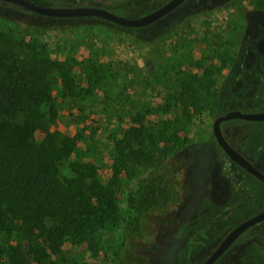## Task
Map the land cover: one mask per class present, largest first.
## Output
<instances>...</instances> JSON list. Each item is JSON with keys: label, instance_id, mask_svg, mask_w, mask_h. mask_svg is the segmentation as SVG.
I'll use <instances>...</instances> for the list:
<instances>
[{"label": "rangeland", "instance_id": "374dc122", "mask_svg": "<svg viewBox=\"0 0 264 264\" xmlns=\"http://www.w3.org/2000/svg\"><path fill=\"white\" fill-rule=\"evenodd\" d=\"M166 1L123 3L143 15ZM41 50L57 66L50 78L53 99L36 109L41 122L36 140L47 130L79 134L73 156L59 164L61 178L74 174L71 162L92 161L106 183L113 175L116 142L132 125H144L162 140L163 153L154 170L168 178L178 197L169 207L150 213L139 233L126 236L121 224L108 223L97 234L95 252L87 243H66L69 264H120L119 256L122 264H184L180 250L190 241L199 240L203 255L210 241L232 223L264 209V183L252 177L251 206L235 210L220 230L214 229L216 216L203 219L202 234L213 237L201 239L198 220L210 212L200 205L214 161L212 124L221 110H228L224 96L229 83H242L239 61L254 56L250 66L242 67V75L264 77V0H186L158 21L132 29L99 18L53 20L0 2V63L14 69ZM186 85L195 90L188 106L181 100ZM254 87L264 93L261 83ZM138 115L141 121H135ZM243 123L240 147L230 142L259 166L252 157L257 151L264 154V122ZM120 178L118 198L126 212L134 182L125 171ZM25 240L22 232L9 233L0 222V245L7 249ZM248 250L264 251V243L255 241Z\"/></svg>", "mask_w": 264, "mask_h": 264}, {"label": "trees", "instance_id": "16d2710c", "mask_svg": "<svg viewBox=\"0 0 264 264\" xmlns=\"http://www.w3.org/2000/svg\"><path fill=\"white\" fill-rule=\"evenodd\" d=\"M31 1L46 6H101L97 0ZM106 1L109 4L101 7L115 8L130 18L140 16L134 5L123 3L129 0ZM41 51L14 69L0 63V222L9 233L18 230L26 239L7 249L0 245V261H4L0 264H69L66 243H87L95 252L99 249L97 234L108 223L121 224L126 236L139 233L150 213L169 207L178 198L168 178L154 170L163 153L162 140L144 125H132L116 142L113 175L106 183L99 179V167L92 161L71 162L74 174L61 178L59 164L73 156L79 134L47 130L36 140L41 123L36 109L53 99L50 78L57 66ZM183 93L181 100L188 106L195 90L186 85ZM141 120L140 115L135 118ZM123 171L134 182L126 212L118 198Z\"/></svg>", "mask_w": 264, "mask_h": 264}, {"label": "flooded vegetation", "instance_id": "af4514ba", "mask_svg": "<svg viewBox=\"0 0 264 264\" xmlns=\"http://www.w3.org/2000/svg\"><path fill=\"white\" fill-rule=\"evenodd\" d=\"M264 52V51H263ZM248 58V59H247ZM254 56L246 57V59L239 61L240 62V75L238 78L241 79L240 86H234V83H229L226 94H225V104L228 110H221L215 119L220 115H224L233 110H240L242 112H261L264 111V93L258 91L254 87L255 83H261L264 88V77H251L246 76V78L242 75V67L246 64L248 66L251 65V61ZM246 86V87H245ZM245 87V88H243ZM264 92V89H262ZM260 93V94H259ZM262 94V95H261ZM237 102H236V101ZM245 107L248 110H242L237 108ZM225 109V108H224ZM214 122L212 124V134H211V150H210V160L212 161V170L210 172V183L207 184V189L205 190L204 198L202 200V207L207 206L210 207V211L207 214H202L198 220V228L201 230L203 241H210L213 237V234H209L205 236L202 234L203 232V224L204 220L213 219L215 216L218 221L215 230H220L221 225L227 223L230 219V215L237 209H243L245 207L251 206L252 202V177L257 178L262 183L264 181L258 178L256 175L248 171L243 166L239 165L236 161H234L229 154L223 149L222 145L218 142L215 134H214ZM243 122H264V120H249L243 118H233L225 120L221 123V128L225 139L229 142V144L235 148L230 142L233 141L237 146L240 147V138L245 133V123ZM238 152H240L237 148H235ZM241 153V152H240ZM242 154V153H241ZM243 155V154H242ZM244 156V155H243ZM247 158L246 156H244ZM253 160L259 165H254L248 158V160L264 174V154L260 152H256L255 156L252 157ZM228 202V208H222L224 203ZM206 204V205H204ZM226 206V207H227ZM228 209L229 215H225ZM226 210V211H225ZM264 209L253 213L246 219L241 220L240 222H234L230 226V228L225 229L218 243L216 242V238L214 241H210V247L206 248L203 251V255H201V247L199 246V240L190 241L188 245L185 246L181 251L182 256L185 255L186 258L183 259L184 264H204L207 259L213 255L221 242L225 239V237L238 225L242 222L258 215L263 212ZM220 220V221H219ZM251 230V231H250ZM197 233L199 230L196 231ZM220 233V231H218ZM216 235V234H215ZM214 235V236H215ZM249 235V236H248ZM251 235V236H250ZM264 219L256 224L247 228L244 232H242L237 239L230 245L229 248L224 250V252L212 263V264H264V251L263 250H248V246L251 243L258 241L259 243H264ZM190 256V257H189ZM192 257V258H191Z\"/></svg>", "mask_w": 264, "mask_h": 264}, {"label": "water", "instance_id": "95a60500", "mask_svg": "<svg viewBox=\"0 0 264 264\" xmlns=\"http://www.w3.org/2000/svg\"><path fill=\"white\" fill-rule=\"evenodd\" d=\"M11 4L18 5L22 8H26L32 12L38 14L58 17V18H75V17H87L95 16L114 24L123 27L140 28L150 25L162 17L168 15L170 12L182 5L186 0H168L158 8L149 11L146 14L138 17L130 18L125 15H121L113 12L105 7L96 5H76V6H46L38 4L31 0H0ZM243 118L249 120H264V111L261 112H242L240 110H233L224 115H220L214 122V134L218 142L222 145L223 149L229 154V156L236 161L239 165L246 168L248 171L256 175L258 178L264 181V174L257 169L247 158H245L240 152L233 148L229 142L225 139L221 123L228 119ZM264 219V211L258 215L242 222L235 227L221 242L216 251L211 255L204 264H212L232 243L237 237L244 232L250 226L260 222Z\"/></svg>", "mask_w": 264, "mask_h": 264}]
</instances>
